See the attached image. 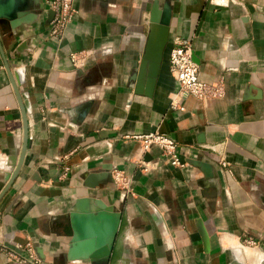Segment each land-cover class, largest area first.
<instances>
[{
    "label": "crops",
    "instance_id": "crops-1",
    "mask_svg": "<svg viewBox=\"0 0 264 264\" xmlns=\"http://www.w3.org/2000/svg\"><path fill=\"white\" fill-rule=\"evenodd\" d=\"M153 1L74 0L77 15L60 39L48 35L44 4L34 23L13 34L1 30L28 105L29 144L0 198V243L31 242L40 264H89L67 257L69 211L77 198L93 197L127 214V253L117 264H264V0H159L169 1L172 15L154 92L146 97L134 93L131 76ZM176 36L192 40L200 80L222 79V97L189 95L180 101L184 110L170 107L178 83L168 49ZM78 51L89 52L82 67L69 59ZM152 131L175 140L183 167L169 165L157 147L142 152L127 137ZM21 145L20 108L0 54V192L8 157ZM137 157L152 167L143 172ZM195 161L207 163L209 174ZM113 168L130 175L132 194L115 185ZM104 170L106 179L85 186ZM249 237L257 244H242ZM0 264L21 263L0 253Z\"/></svg>",
    "mask_w": 264,
    "mask_h": 264
},
{
    "label": "water",
    "instance_id": "water-1",
    "mask_svg": "<svg viewBox=\"0 0 264 264\" xmlns=\"http://www.w3.org/2000/svg\"><path fill=\"white\" fill-rule=\"evenodd\" d=\"M43 8L41 0H0V33L3 27L8 26L10 34H13L20 26L29 25L37 20ZM49 19L52 12L48 11ZM172 10L169 1L161 3L154 0L148 16V31L143 54L138 70L131 76L135 94L151 97L154 92L157 77L159 75L164 50L168 42L169 27ZM0 54L3 66L10 80V84L16 96L22 119V145L19 155L8 157L10 170L6 185L0 192V198L16 177L27 152L29 144V127L27 119V103L19 90L20 78L16 70L11 69L0 42ZM88 106L84 105L79 113L81 120ZM70 141V140H69ZM69 149H66L67 152ZM197 166L203 169L205 174L209 165L201 161H195ZM108 171L89 175L85 186L95 188L98 182L106 179ZM129 225L127 214L108 205L101 199L93 197L77 198L69 211V227L72 231L71 241L67 251L69 260L83 259L89 264H117L127 253L124 247V237ZM205 250H208L209 239L206 231L199 228ZM232 264H242L234 259ZM263 264V263H259Z\"/></svg>",
    "mask_w": 264,
    "mask_h": 264
},
{
    "label": "built area",
    "instance_id": "built-area-1",
    "mask_svg": "<svg viewBox=\"0 0 264 264\" xmlns=\"http://www.w3.org/2000/svg\"><path fill=\"white\" fill-rule=\"evenodd\" d=\"M226 0H219L224 3ZM43 4L52 12L49 19L48 35L50 37L60 39L66 24L77 15V9L74 6V0H43ZM89 52L78 51L69 54L70 62L74 67H82L88 57ZM168 70L171 76L178 83L176 92L170 94V107L173 110H184L180 104L181 99L186 96H194L198 99L220 98L225 93L224 83L222 79L214 82L202 81L198 78L197 65L192 58V40L176 36L172 40V45L168 49ZM135 139L140 144L142 152L149 151L151 147H157L164 160L171 166L183 167V163L178 155L177 143L166 133L152 131L127 136ZM143 172L148 171L153 163L137 157L134 161ZM225 165V163H223ZM69 168H64V175ZM111 177L115 185L124 190L126 193L133 191L132 179L123 170L113 168ZM245 246H254L257 241L253 238H245L243 243ZM0 253H3L10 261L21 264H40V260L36 256L31 242L19 243L15 246H7L0 243Z\"/></svg>",
    "mask_w": 264,
    "mask_h": 264
},
{
    "label": "bare ground",
    "instance_id": "bare-ground-1",
    "mask_svg": "<svg viewBox=\"0 0 264 264\" xmlns=\"http://www.w3.org/2000/svg\"><path fill=\"white\" fill-rule=\"evenodd\" d=\"M219 1V0H218ZM246 249V248H245ZM247 250V249H246Z\"/></svg>",
    "mask_w": 264,
    "mask_h": 264
}]
</instances>
